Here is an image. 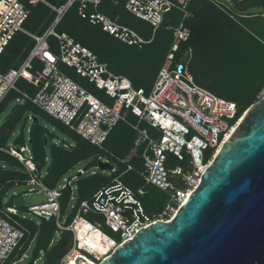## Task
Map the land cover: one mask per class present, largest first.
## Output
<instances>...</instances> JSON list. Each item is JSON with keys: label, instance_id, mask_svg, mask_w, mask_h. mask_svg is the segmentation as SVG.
Segmentation results:
<instances>
[{"label": "built area", "instance_id": "obj_1", "mask_svg": "<svg viewBox=\"0 0 264 264\" xmlns=\"http://www.w3.org/2000/svg\"><path fill=\"white\" fill-rule=\"evenodd\" d=\"M100 1L66 0L57 7L45 0H0V55L17 32H22L34 40V44L17 66L0 72V104L10 92L19 93L21 101H29L68 130L100 149L118 122L137 130L139 138L136 141L138 145H142L143 169L140 175L144 184H151L170 193L171 200L163 210L164 214H170H167L166 218L145 214L133 191L116 179L113 185L95 192L91 200H82L75 216L65 224L66 215H61L59 197L61 189L70 185L75 177L70 181L66 180L60 189L49 188L42 182L41 174L35 169L31 148L26 144L17 147L19 151L17 148L0 147V151L17 159L28 175L25 184L28 192L40 188L46 197L45 202L30 205L27 210L45 220L54 219L60 231L68 230L72 233L70 246L57 264H99L118 245L130 240L139 229L146 228L158 220L169 221L183 204L187 191L196 187L203 173L201 167L206 168L209 160L203 162V152L210 148L212 156L214 155V150L233 126H229L225 118H233L237 111L234 102L218 97L194 82L188 69L191 49H188L187 58L182 62L173 63V54L177 50L178 42L189 37V29L181 22L173 29L174 40L171 49L148 92L142 87L132 86L127 76L114 73L106 62L100 61L89 48L66 33L55 32L54 28L62 16L77 4L79 16L88 18L93 24L100 23L104 31L127 45L140 47L145 41L136 31L96 11ZM109 1L114 4L123 1L124 8L134 17L147 22L154 35L167 12L177 10L186 16L191 0ZM208 1L219 8L229 9V5L224 2L226 0ZM39 2L48 5L55 12V17L41 34H32L23 24L29 16V5ZM88 5H91L95 12L88 13ZM50 36L56 38L54 48L48 41ZM35 62L41 67L40 79L36 81L38 87L31 95L21 90L17 83L22 79L35 80L32 74ZM61 65L72 68L77 75L102 91L110 102L76 82L61 69ZM16 101H19L18 97ZM32 116L33 114L27 115V119L32 120ZM131 118H134V121ZM142 123L150 127L155 134L151 135L148 129L141 128ZM182 151L190 157L189 169L184 170L178 165L165 166L166 152L182 159ZM98 159L112 165L110 173L116 172V161L101 155ZM120 162L125 161L121 159ZM94 167L97 168L96 165ZM129 169L131 165L120 174ZM78 171L83 172V169L79 168ZM118 189L120 192L114 194L113 190ZM143 191V187L138 188L139 194ZM132 204L134 207L131 208L130 215H127L125 210ZM71 208H74V205H71ZM89 211L101 214L103 223L87 220L84 215ZM16 212L14 205L0 206V264H5L19 248L26 234V229L12 216L17 215ZM77 220H82L86 232L91 229L98 230L103 241L106 238L111 244L100 252L97 243L91 240L88 234L78 236ZM22 259L20 257L10 264Z\"/></svg>", "mask_w": 264, "mask_h": 264}, {"label": "trees", "instance_id": "obj_2", "mask_svg": "<svg viewBox=\"0 0 264 264\" xmlns=\"http://www.w3.org/2000/svg\"><path fill=\"white\" fill-rule=\"evenodd\" d=\"M45 1L58 7L66 0ZM231 1L233 6L228 4L229 9L226 10L219 8L208 0H191L187 6L186 16H183L177 10L167 12L162 25L153 35L151 26L144 20L131 15L124 8L123 1L114 4L109 0H101L97 8L100 13L116 19L120 24L136 31L145 41L140 47L127 45L104 31L100 23L93 24L88 18L79 16L77 4L67 10L54 29L57 33H66L75 41L89 48L100 61L106 62L114 73L127 76L132 86L142 87L148 92L171 49L174 40L173 29L181 22L183 26L189 29V37L185 41L178 42L177 50L173 54V63L182 62L188 49H191L188 69L194 82L212 94L235 103L237 111L234 117L225 118L228 125L232 126L252 102L264 95V11L247 12L251 6H264V0ZM29 9V16L23 26L32 34H41L52 23L55 12L48 5L41 2L29 5ZM91 9L93 10L92 6L88 5L86 11L88 13L93 12ZM129 16L133 20H128ZM141 22L143 23L141 24ZM48 41L51 47L54 48L56 38L50 36ZM33 44L34 40L30 36L17 32L0 55V72H5L10 67L17 66ZM40 68V64L35 62L32 70L35 80L22 79L20 81L31 83L36 87L37 83L35 81L40 79ZM20 108H23V106L18 105L13 113L20 110ZM33 115H36V113H33ZM131 119L134 121V118ZM142 124L144 127L141 128L152 130L145 123ZM34 127L31 129V151L33 154L32 160L38 174H40L47 159L44 155V135H46L47 145L51 149V162L46 170L45 177L42 178V182L49 188L56 187L58 178L83 160L89 159L84 173L89 167L96 165L99 155L108 156L117 162L116 172L111 173L112 175L109 177L96 175L85 178L83 173L80 177L72 180L70 185H66L61 189L59 197L60 212L61 215H66L65 224L72 220L76 214L78 204L82 200H91L95 192L113 185L116 179L122 180L121 183L124 186L134 189V195L141 204L143 212L147 215H157L170 202V193L151 184H144V179L140 175L143 169L141 161L142 145H137L134 153L129 155L139 138L138 131L129 125L118 122L109 133L102 149L90 144L70 130L75 139L73 146L66 148L69 145L63 143V146L59 147L49 142L45 127H43L44 132L38 134L34 133ZM221 136L222 132L220 133ZM182 153V159H178L172 153L166 152L165 166L178 165L184 170L189 169L190 157L185 151H182ZM0 154L4 158L12 160V163L18 167L10 173L0 168V206L5 207L14 205L12 201L4 202L2 200L9 187L25 185L28 175L23 171L17 159L2 151H0ZM211 156L212 149H206L203 152V162L210 160ZM125 158H128L126 162L121 163L120 160ZM173 161H175V164H172ZM128 165H131V169L120 174L127 169ZM133 179L134 182H132ZM73 182H76L80 200L74 208H71L70 213L65 214ZM140 187H143L144 190L141 195L138 193ZM14 206L18 214L12 216L26 229V234L19 248L9 258L11 261L8 262V259L5 264H10L12 261L19 259L23 253L28 251L32 243L35 244L36 252L45 251L48 264H57L70 246L71 231H60L54 219L45 220L40 216L38 217L41 218V222L36 225L30 218L20 214L19 208L16 205ZM130 206L125 210L127 215H130L134 204ZM84 217L89 221L103 223L102 215L93 211L87 212ZM57 230L59 235L55 237L54 233ZM32 259L36 260L37 256L34 255Z\"/></svg>", "mask_w": 264, "mask_h": 264}, {"label": "water", "instance_id": "obj_3", "mask_svg": "<svg viewBox=\"0 0 264 264\" xmlns=\"http://www.w3.org/2000/svg\"><path fill=\"white\" fill-rule=\"evenodd\" d=\"M37 123L33 115L30 130ZM96 166L112 169L99 159ZM99 264H264V95L242 113L174 217L139 229Z\"/></svg>", "mask_w": 264, "mask_h": 264}, {"label": "rangeland", "instance_id": "obj_4", "mask_svg": "<svg viewBox=\"0 0 264 264\" xmlns=\"http://www.w3.org/2000/svg\"><path fill=\"white\" fill-rule=\"evenodd\" d=\"M224 2L226 4H229L230 6H233V3L231 0H226ZM91 11L95 12V10H92V9ZM96 11L100 12L99 9H97ZM107 11H108V8H107ZM261 11H264V6L262 5L251 6L247 10V12H253V13H257ZM129 19L133 20L131 16H129L128 20ZM137 23H139V21H137ZM142 23L143 22H141V24ZM184 58H187V53L185 54L183 59ZM61 69L66 74L70 75L74 80H76V82L84 86L87 90L95 93L96 95L110 102V100L103 94L102 91L97 90L85 78H82L79 75H77L72 68L67 67L65 65H61ZM17 85L21 90L27 91L31 95L34 94V92L36 91L38 87V85L34 87L33 84L31 83H23L21 81H19ZM17 97L19 98V101H16ZM15 105H22L23 108H20V110H17L14 113L12 112L13 113L12 114L11 110ZM33 113H36L35 116L38 118V124L35 127L33 126L34 127L33 131L35 134L44 132L43 127H45L48 132L47 136H48L49 142H51V144H56L57 146L62 147L63 146L62 144L66 143L69 145L66 148H70V146H73L75 139L73 138L71 132L66 127L62 126L60 122H58L57 120H54L49 115L37 110V108L34 105H32L29 101L27 102L21 101V97L19 93L12 91L6 96V99L0 105V146L1 147L17 148V147L22 146L23 144H26L29 148H31V143H29V137L30 135H32V131L30 130V127L32 125V120H28L27 115H30ZM140 127H144V125L142 124ZM149 133L151 135L155 134L153 130H150ZM137 145H138V142L136 141L135 147L131 149L129 155H131V153L132 154L134 153ZM50 150L51 149L49 145L44 146V155H46L47 159L42 167V170L40 171L41 178L45 177L46 175L45 172L51 162L50 161ZM129 155L127 156L128 158H129ZM105 157L106 156L103 155V158ZM127 159L125 158L124 161L126 162ZM88 163H89V159L83 160L80 163H78L76 166L71 168L70 170L63 173L58 178V183L56 187L60 189L61 184L66 183V180H68L70 176L77 174L79 168H83V172H82L83 174L85 171L84 169L87 168ZM172 164H175V161H173ZM0 168H3L5 171H8V173H10L16 170L18 167L12 163V160L4 158L0 154ZM96 175L109 177L112 174L110 173V170L108 169L102 171L98 167L97 168L89 167L86 173H84L83 177L87 178V177H93ZM132 182H134V179ZM27 188L28 187L25 185H20L17 187L16 186L9 187V189L7 190V193L2 197V200L4 202L12 201L13 204L19 208L20 214H23L25 217L30 218L32 221L35 222L36 225H39L41 222V218L29 212L26 207L33 205V204L43 203L46 201V197L40 188H38L37 191L35 190L31 192H28ZM131 190L134 191V189H131ZM79 200H80L79 191L76 187V182H73V188L70 194L69 203L64 213L65 214L70 213L71 205H74V206L77 205ZM16 213H18V211ZM167 214H170V213L167 212ZM167 214H164L162 211L158 213L157 216L159 218L161 217L166 218L168 216ZM58 235H59V232L57 230L54 233V236L57 237ZM94 239L99 242L97 237H95ZM110 244L111 243L109 242V245ZM109 245H106L100 252H102ZM34 255L37 256V259L35 260V263L33 264H48L45 251L41 250L39 252H36L34 243L31 244L27 252L21 255V258L23 259L21 261L15 262L14 264H27L33 258ZM10 261L11 260L9 259L8 262Z\"/></svg>", "mask_w": 264, "mask_h": 264}, {"label": "bare ground", "instance_id": "obj_5", "mask_svg": "<svg viewBox=\"0 0 264 264\" xmlns=\"http://www.w3.org/2000/svg\"><path fill=\"white\" fill-rule=\"evenodd\" d=\"M236 123L233 124V126L231 128H229L228 132L224 135L221 143L219 144V146L217 147V149L214 150V152H213L214 155L218 152V150L220 149V147L223 144V142L228 138L229 134L233 131ZM212 157L213 156H211L210 160L207 162L206 167H208L209 163L211 162ZM204 169H205V167H201V170L204 171ZM199 181H200V179L198 180L197 185H198ZM192 191L193 190H188L187 191V193L185 195V199L183 200V203L189 197V195L191 194ZM175 214H176V212H175ZM174 215L172 217H174ZM76 229H77V234H78L79 237H82L84 234H88L89 237H90V239L93 240V241H95L97 243V247H98V250L99 251H101L106 245H109V242L111 243V241L108 240V239H106V238L103 241V239L101 238V235H100V233H99L98 230L91 229V231L86 232L87 230L85 229V226H84V223L82 222V220H77V228ZM95 237L98 238L99 242L94 239Z\"/></svg>", "mask_w": 264, "mask_h": 264}, {"label": "clouds", "instance_id": "obj_6", "mask_svg": "<svg viewBox=\"0 0 264 264\" xmlns=\"http://www.w3.org/2000/svg\"><path fill=\"white\" fill-rule=\"evenodd\" d=\"M120 192V190L118 189V190H113V193L114 194H118Z\"/></svg>", "mask_w": 264, "mask_h": 264}]
</instances>
